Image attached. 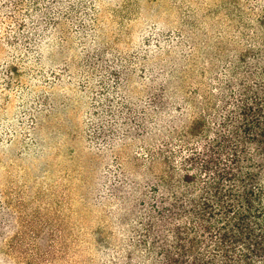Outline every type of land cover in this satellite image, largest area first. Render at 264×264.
Listing matches in <instances>:
<instances>
[{
    "label": "trees",
    "instance_id": "trees-1",
    "mask_svg": "<svg viewBox=\"0 0 264 264\" xmlns=\"http://www.w3.org/2000/svg\"><path fill=\"white\" fill-rule=\"evenodd\" d=\"M86 5L0 0L4 41L17 52L53 33L64 41L67 23L95 22ZM181 20L187 34L158 32L138 57L81 25L98 47L80 64L89 142L111 157L95 190L101 223L88 249L75 251L70 235L48 236L44 249L19 239L27 264H264V0H220Z\"/></svg>",
    "mask_w": 264,
    "mask_h": 264
},
{
    "label": "rangeland",
    "instance_id": "rangeland-1",
    "mask_svg": "<svg viewBox=\"0 0 264 264\" xmlns=\"http://www.w3.org/2000/svg\"><path fill=\"white\" fill-rule=\"evenodd\" d=\"M82 1H86L87 10H95V22L82 14L80 22L67 23L64 41L53 33L38 50L24 41L27 51L23 46L19 52L10 48L0 27V264H27L20 256L21 238L44 249L48 236L66 239L70 235L77 239L75 251L86 248V234L101 223L95 190L111 157L98 155L89 142L90 95L79 87L80 64L87 49L98 47L93 46V37L83 43L81 25L97 28L117 50L138 57L154 49L147 44L154 43L156 33L187 34L181 22L184 15L194 12L200 20V15H210L220 2ZM202 21L211 22L208 18ZM201 29L208 30L203 24ZM202 32L192 35L195 42L204 40L199 38ZM149 55L154 63L165 58L163 52ZM135 88L142 95V88L136 84ZM59 245H65V240ZM70 259L58 264H68Z\"/></svg>",
    "mask_w": 264,
    "mask_h": 264
}]
</instances>
